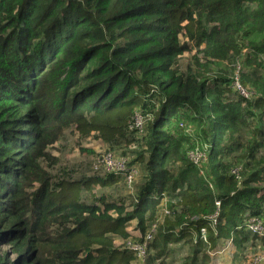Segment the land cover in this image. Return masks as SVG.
I'll list each match as a JSON object with an SVG mask.
<instances>
[{
    "label": "trees",
    "instance_id": "16d2710c",
    "mask_svg": "<svg viewBox=\"0 0 264 264\" xmlns=\"http://www.w3.org/2000/svg\"><path fill=\"white\" fill-rule=\"evenodd\" d=\"M68 128L124 156L132 186L123 171L56 178L48 149ZM118 181L125 198L81 197ZM250 216H264V0H0V264H133L124 244L154 222L143 264H205L226 237L236 260L264 248Z\"/></svg>",
    "mask_w": 264,
    "mask_h": 264
},
{
    "label": "rangeland",
    "instance_id": "374dc122",
    "mask_svg": "<svg viewBox=\"0 0 264 264\" xmlns=\"http://www.w3.org/2000/svg\"><path fill=\"white\" fill-rule=\"evenodd\" d=\"M188 57H189V52H185L180 57L181 64L183 66L186 64ZM104 149L111 150L108 144L103 140L94 137L93 135L81 137L75 129L68 128L64 131L61 137L49 147L48 150L52 154L57 156L58 161L56 163V166L48 167V168L50 169L51 172L56 174L55 175L56 178L59 176L57 174L59 172H62V170H64L66 173L68 172L69 174H73L75 178L87 179L97 174L101 175L99 171H94L91 168V161L93 156L97 152L102 151ZM90 191H95L98 195H101L102 192H105L106 194L111 195L113 199L115 198L120 199L122 197L125 198L126 194H130L129 189L125 187V185L120 184L119 181L117 183H114L111 187L109 186L100 187L99 184L93 183L90 185V190L86 189L82 191L81 197L82 198L89 197ZM262 225L264 227V224ZM129 229L133 235H138V232L132 229L131 226L129 227ZM219 246H222V242L219 243ZM225 246L223 245L225 250L223 252H220L218 255L217 254L212 255L211 250H206L207 259H205V264H248L249 257L252 255V252H254L252 250L246 251L242 255V257L240 258L238 257L236 260H233L231 251H227L229 245H225ZM180 248L181 246L176 251V254H179L180 252L181 255L188 254L186 245L185 246L183 245L182 249ZM234 248L236 249V245H234ZM5 249H8L7 245L3 244L0 246V252ZM178 256H175V259H178ZM133 264H142V263L139 262L137 259H134Z\"/></svg>",
    "mask_w": 264,
    "mask_h": 264
},
{
    "label": "built area",
    "instance_id": "2783aa9c",
    "mask_svg": "<svg viewBox=\"0 0 264 264\" xmlns=\"http://www.w3.org/2000/svg\"><path fill=\"white\" fill-rule=\"evenodd\" d=\"M235 87L245 96H249V92H247L242 86L239 84L237 80V76H235L234 81ZM143 124H144V118L140 112H136L133 116V120L130 123V128H136L138 133H141L143 131ZM189 158L196 164H200L202 161L206 159V152L204 149L201 148H194L189 150L188 152ZM91 168L94 171H99L101 174H106L109 172H116V171H123L125 183L127 187H131L137 170L135 167H127V161L126 158L120 154H118L115 150H109L104 149L102 151L97 152L91 161ZM231 171L235 174L238 173V168L233 167ZM98 172V173H99ZM216 204V210L214 213L208 215V222L213 225L216 223L217 220V209L220 205L219 200H215ZM247 227L257 233L259 236H264V227L262 224H264V216L263 217H257V216H250L247 219ZM156 230V223L154 222L151 224L150 228L144 233V235L141 237L140 240H133V239H127L125 242V246L133 250L135 258L143 264L145 257L148 252V244L152 240L154 232ZM200 237L205 241L206 240V228L205 226L200 227ZM222 242V246H219V243ZM223 245H229L227 251H233L234 248V241L232 237H226L222 238L217 246L214 249H210L212 252V255H218L220 252H223L225 249ZM226 247V246H225ZM227 248V247H226ZM264 263V248L258 249L257 251L253 252L252 255L249 257L248 264H263Z\"/></svg>",
    "mask_w": 264,
    "mask_h": 264
},
{
    "label": "crops",
    "instance_id": "0c3cea01",
    "mask_svg": "<svg viewBox=\"0 0 264 264\" xmlns=\"http://www.w3.org/2000/svg\"><path fill=\"white\" fill-rule=\"evenodd\" d=\"M232 254V253H231ZM223 257H224V255H223ZM226 258V257H225ZM221 259H224V258H221Z\"/></svg>",
    "mask_w": 264,
    "mask_h": 264
}]
</instances>
